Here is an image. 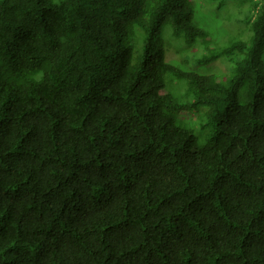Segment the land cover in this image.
<instances>
[{
    "label": "trees",
    "instance_id": "obj_1",
    "mask_svg": "<svg viewBox=\"0 0 264 264\" xmlns=\"http://www.w3.org/2000/svg\"><path fill=\"white\" fill-rule=\"evenodd\" d=\"M197 1L0 0V264H264V0Z\"/></svg>",
    "mask_w": 264,
    "mask_h": 264
},
{
    "label": "rangeland",
    "instance_id": "obj_2",
    "mask_svg": "<svg viewBox=\"0 0 264 264\" xmlns=\"http://www.w3.org/2000/svg\"><path fill=\"white\" fill-rule=\"evenodd\" d=\"M53 1L55 2L56 0ZM235 4L236 0H228L222 9L216 10L214 2L210 0H198L196 3V19L199 21L201 27L207 28L210 31L211 39L218 47L224 46L229 37L239 36L241 39H246L250 35V32L246 31V24L235 22L237 18L234 9V7H236L234 6ZM238 17L241 18L242 15H238ZM164 40L166 50L167 44L171 41L173 42L175 39L171 38L169 32L166 30L164 32ZM195 45L198 46V49H192V47L187 45L170 47L165 55L166 61L176 65L183 71H190L198 74L225 73L232 67V64L227 59L222 58L209 65L197 66L194 64V58L204 53V46L200 41H197ZM261 59L264 61V51ZM179 92H182V89L179 90ZM180 119L186 124V127L191 129L197 138H199L198 144L202 145L203 141L200 137L202 131L195 123V117L191 118L190 116H185L180 117Z\"/></svg>",
    "mask_w": 264,
    "mask_h": 264
}]
</instances>
